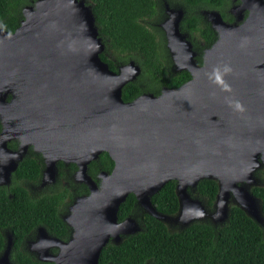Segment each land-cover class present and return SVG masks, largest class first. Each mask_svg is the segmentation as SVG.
Segmentation results:
<instances>
[{"label":"water","instance_id":"95a60500","mask_svg":"<svg viewBox=\"0 0 264 264\" xmlns=\"http://www.w3.org/2000/svg\"><path fill=\"white\" fill-rule=\"evenodd\" d=\"M20 13L12 32L0 28V93L9 86L13 90L7 103L6 93L0 94V107L12 117L17 114L24 127L35 126L37 136L45 138L55 136L52 130L60 123L68 124L78 139L81 116L82 161L75 178L88 188L64 218L70 227L66 241L49 235L42 225L36 228L30 250L39 247L38 260L98 264L108 241L117 244L121 235L138 231L130 216L117 220L118 205L128 193L144 212L167 222L171 215L156 211L149 197L168 180L175 181L174 218L182 228L204 218L222 224L231 205L261 225L260 199L249 185L264 162V0L252 1L238 25L225 23L211 11L218 37L205 50L201 66L192 62L187 43L178 50L174 42L168 44L191 78L157 96L141 94L129 101L122 100L121 88L138 66L129 60L113 71L99 58L104 44L89 4L34 0ZM176 23L169 20L167 26L179 38ZM225 67L231 70L224 72ZM217 70L227 89L216 82ZM237 102L243 111L236 109ZM69 131L66 135L72 136ZM101 151L113 165L108 173H98L96 185L86 165ZM51 165L47 161L46 173L52 175ZM203 178L217 185L209 213L199 198L187 193ZM5 238L0 264H11L12 241L8 234ZM51 245L58 246L55 254L47 249Z\"/></svg>","mask_w":264,"mask_h":264},{"label":"trees","instance_id":"16d2710c","mask_svg":"<svg viewBox=\"0 0 264 264\" xmlns=\"http://www.w3.org/2000/svg\"><path fill=\"white\" fill-rule=\"evenodd\" d=\"M34 0H0V28L12 32L22 18L20 9ZM94 16L98 36L112 59L99 53L110 70L116 71V61L134 58L147 73L159 70L162 52L154 35L147 29L144 19L154 11L155 0H84ZM187 5L207 3L209 0H178ZM219 7L222 0H211ZM196 17H191L193 22ZM115 58V59H114ZM188 75L178 73L161 83L176 85ZM151 86V85H150ZM141 91L128 82L121 88L123 101L131 100ZM99 167L108 169L112 161L106 152L98 156ZM174 180L166 181L150 197L156 211L174 214L177 198ZM216 181L203 178L197 181L194 191L207 207L212 206ZM250 191L260 199L264 217V187L253 186ZM59 200L52 195L29 199L18 190L13 198L0 193V251L3 247L1 230L12 234L13 243L9 259L12 264H52L39 261L19 248L23 239L37 225L59 238H65L67 226L57 215ZM135 197L128 193L118 205L117 220L136 212ZM138 220L142 229L121 237L117 244L108 241L100 250L98 264H264V227L248 217L237 205L229 207L228 219L212 227L207 222L193 221L186 227L169 232L163 222L140 210Z\"/></svg>","mask_w":264,"mask_h":264},{"label":"flooded vegetation","instance_id":"af4514ba","mask_svg":"<svg viewBox=\"0 0 264 264\" xmlns=\"http://www.w3.org/2000/svg\"><path fill=\"white\" fill-rule=\"evenodd\" d=\"M252 1L254 0H222L219 3V7H213L210 5L211 0L207 3L193 4L191 6L178 0H155L154 11L148 18L144 19V24L154 35L157 46L162 52L163 58L159 60L162 68L153 73H147L134 58H128V61L132 60L137 64L138 72L126 83H135L140 87L141 91L136 96L141 94L157 96L161 93L162 89L179 87L191 78V73L182 60L174 57V54H176L174 46L176 45L178 50V48L182 49V43L185 46L187 43L188 50L191 52L192 62L196 66H201L205 50L210 48L218 37L216 29L211 24L210 12H217L221 20L227 24L238 25L243 23L248 16L249 6H251ZM191 17H196V21L189 20ZM169 20H177L176 32L179 38L173 33V28L167 26ZM172 42H174L173 48L168 46ZM184 55H186L185 52ZM178 73H186L188 77L176 85L161 83L164 79H169ZM11 88L9 86L7 91L1 90V95L6 93L4 96V102L6 103L11 99L13 92ZM5 109L0 107V193H3L9 199H12L13 193L18 190L24 192L29 199H37L43 195L57 197L59 200L57 215L67 226L66 237L57 238L66 241L70 234V227L64 221V218L69 213V207L74 200L88 193L86 184L82 180L75 178L82 161L81 116H79L78 139L73 137L74 130L70 132L68 124H65L64 127L60 123H56L57 125H54V129L52 130L56 137L45 138L42 136V133L37 136L38 130L35 126H32V128L29 126L27 128L24 127L17 114L15 117H12ZM65 128L67 132L72 133V136L66 135ZM63 137H68V140H65ZM69 137L72 138L71 142L69 141ZM77 142H79V145H77ZM98 156L86 165V173L94 180L96 185L99 184L100 180L98 173L101 171L108 173L112 168L111 166L106 170L99 167ZM47 161H52V175L46 173ZM252 178L254 181L250 184L249 189L253 186L264 187V162H260L253 172ZM194 188L188 187L187 193L190 197L197 198L198 195H196ZM175 214L176 212L167 215ZM139 223L138 231L142 229L140 219ZM211 223L213 224L212 221ZM38 226L34 227L33 230L23 237L19 245V248L25 250L34 258H36L37 254H40L39 247L36 245H34L33 251L30 250V246L36 240V228ZM47 233L54 236L48 231ZM1 234L3 247L6 234L9 235L13 243L10 231L2 229ZM11 246L12 244L10 245L8 257ZM47 249L50 253L55 254L58 251V246L51 245ZM144 264L147 263L145 262Z\"/></svg>","mask_w":264,"mask_h":264},{"label":"rangeland","instance_id":"374dc122","mask_svg":"<svg viewBox=\"0 0 264 264\" xmlns=\"http://www.w3.org/2000/svg\"><path fill=\"white\" fill-rule=\"evenodd\" d=\"M33 3V2H32ZM32 3H30V4H32ZM103 42V41H102ZM101 52H103L104 54H105V56H107L108 58H110V59H112L113 58V56H111V55H109L108 54V52H107V50L105 49V47H103V49H102V51ZM115 59V58H114ZM128 62V59H126L125 61H116V69H117V67L118 66H120V65H122V64H125V63H127ZM263 184H264V181H263ZM246 186H248V185H246ZM250 186V185H249ZM194 194V193H193ZM191 196H193V195H191ZM197 198H199L200 200H201V202L204 204V201L200 198V197H198L197 196ZM232 202V200L230 199V202H229V204H232L231 203ZM136 212L133 214V215H131L130 217L131 218H133V220L135 221V223H136V226L138 227V230H139V225H140V223H139V220H138V217H137V215H138V212L140 211V210H143L138 204H136ZM204 207H205V210H206V213H209V212H211L212 211V206L211 207H207L206 206V204H204ZM261 225L260 226H262V227H264V218L261 216ZM202 222H207V223H209L212 227H215V226H217V225H221V223H211V220H209L208 218H204L203 220H202ZM164 224H166V227H167V230L170 232V231H177V230H180L182 227H181V225L179 224V223H177V221L175 220V218H174V215H171V217L169 218V220L166 222V221H164ZM122 236H124V235H121V237ZM121 239V238H120Z\"/></svg>","mask_w":264,"mask_h":264},{"label":"clouds","instance_id":"9594fccd","mask_svg":"<svg viewBox=\"0 0 264 264\" xmlns=\"http://www.w3.org/2000/svg\"><path fill=\"white\" fill-rule=\"evenodd\" d=\"M230 70L231 69L228 68V67H225L224 68V72H229ZM215 80L218 83L224 84V81L221 78V74H220L219 70H217L216 73H215ZM224 87H225V89H227L228 88V85L227 84H224ZM235 107H236V109H238L240 111H243L242 105L239 102L236 103Z\"/></svg>","mask_w":264,"mask_h":264}]
</instances>
